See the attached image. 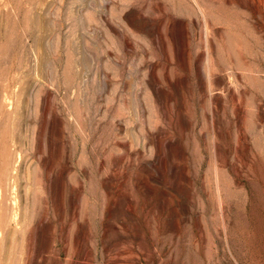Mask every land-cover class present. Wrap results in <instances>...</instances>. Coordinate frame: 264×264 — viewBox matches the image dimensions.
<instances>
[{
    "label": "rangeland",
    "instance_id": "rangeland-1",
    "mask_svg": "<svg viewBox=\"0 0 264 264\" xmlns=\"http://www.w3.org/2000/svg\"><path fill=\"white\" fill-rule=\"evenodd\" d=\"M0 264H264V0H0Z\"/></svg>",
    "mask_w": 264,
    "mask_h": 264
},
{
    "label": "bare ground",
    "instance_id": "bare-ground-1",
    "mask_svg": "<svg viewBox=\"0 0 264 264\" xmlns=\"http://www.w3.org/2000/svg\"><path fill=\"white\" fill-rule=\"evenodd\" d=\"M18 7H19V5H18ZM17 9V8H16Z\"/></svg>",
    "mask_w": 264,
    "mask_h": 264
}]
</instances>
